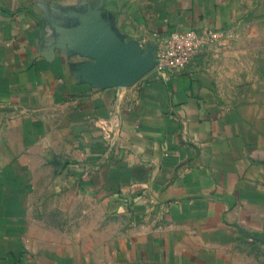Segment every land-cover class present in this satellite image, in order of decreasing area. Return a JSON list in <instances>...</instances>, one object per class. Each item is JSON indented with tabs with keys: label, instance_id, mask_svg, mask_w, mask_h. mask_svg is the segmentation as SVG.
I'll return each instance as SVG.
<instances>
[{
	"label": "crops",
	"instance_id": "crops-1",
	"mask_svg": "<svg viewBox=\"0 0 264 264\" xmlns=\"http://www.w3.org/2000/svg\"><path fill=\"white\" fill-rule=\"evenodd\" d=\"M264 0H0V264H264V105L155 34ZM129 70H136L131 74Z\"/></svg>",
	"mask_w": 264,
	"mask_h": 264
},
{
	"label": "rangeland",
	"instance_id": "rangeland-1",
	"mask_svg": "<svg viewBox=\"0 0 264 264\" xmlns=\"http://www.w3.org/2000/svg\"><path fill=\"white\" fill-rule=\"evenodd\" d=\"M227 106L264 105V16L217 35L197 55Z\"/></svg>",
	"mask_w": 264,
	"mask_h": 264
},
{
	"label": "built area",
	"instance_id": "built-area-1",
	"mask_svg": "<svg viewBox=\"0 0 264 264\" xmlns=\"http://www.w3.org/2000/svg\"><path fill=\"white\" fill-rule=\"evenodd\" d=\"M210 29L173 31L167 35L155 34L157 51L154 69L158 74L185 69L209 41L217 37Z\"/></svg>",
	"mask_w": 264,
	"mask_h": 264
},
{
	"label": "water",
	"instance_id": "water-1",
	"mask_svg": "<svg viewBox=\"0 0 264 264\" xmlns=\"http://www.w3.org/2000/svg\"><path fill=\"white\" fill-rule=\"evenodd\" d=\"M155 65H156V61H155V56H154V58H153V62H152V67L154 68ZM129 71L131 72V74H136V73H137L136 70H129Z\"/></svg>",
	"mask_w": 264,
	"mask_h": 264
}]
</instances>
